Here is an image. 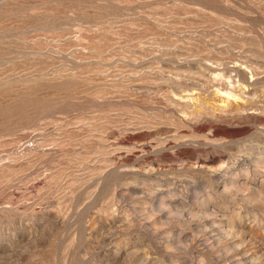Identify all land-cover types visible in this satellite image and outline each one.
Returning a JSON list of instances; mask_svg holds the SVG:
<instances>
[{
  "label": "rangeland",
  "instance_id": "rangeland-1",
  "mask_svg": "<svg viewBox=\"0 0 264 264\" xmlns=\"http://www.w3.org/2000/svg\"><path fill=\"white\" fill-rule=\"evenodd\" d=\"M0 264H264V0H0Z\"/></svg>",
  "mask_w": 264,
  "mask_h": 264
}]
</instances>
